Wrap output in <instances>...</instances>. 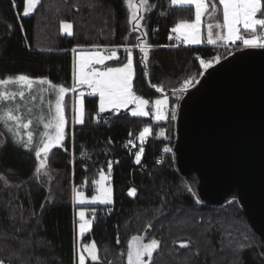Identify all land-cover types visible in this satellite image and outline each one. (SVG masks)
Returning a JSON list of instances; mask_svg holds the SVG:
<instances>
[{
	"label": "trees",
	"instance_id": "obj_1",
	"mask_svg": "<svg viewBox=\"0 0 264 264\" xmlns=\"http://www.w3.org/2000/svg\"><path fill=\"white\" fill-rule=\"evenodd\" d=\"M151 2L143 26L151 45L145 70L136 47L144 37L138 40L140 33L131 31L125 0H40L27 16L23 14L26 0H15V7L12 0H0V79L23 74L71 88L72 49H116L118 59L106 63L116 65L126 61L125 48L130 47L135 91L150 100L167 96L169 101V118L156 121L153 115L133 116L129 109L99 113L98 96L86 94V114L80 124L73 120L72 94H66L63 147L49 153L47 172L42 174L35 173L34 151L16 144L0 129L5 140L0 147L4 264H77L73 187L87 183L92 191L95 177L108 169L109 161L113 203L97 206L92 228L80 241L83 245L95 241L99 259L127 264L131 238L142 236L160 241L149 264H264V240L250 224L238 194L219 203L199 200L175 160L176 114L186 93L179 89L186 79H192L190 87L194 86L204 73L199 59L220 60L233 51L201 44L172 46L173 27L194 17V7L171 0ZM217 3L209 0V8ZM62 21L72 23L71 36L62 31ZM161 86L163 93L158 91ZM145 126L151 134L137 164L139 133ZM131 188L137 190L134 196Z\"/></svg>",
	"mask_w": 264,
	"mask_h": 264
},
{
	"label": "snow or ice",
	"instance_id": "obj_2",
	"mask_svg": "<svg viewBox=\"0 0 264 264\" xmlns=\"http://www.w3.org/2000/svg\"><path fill=\"white\" fill-rule=\"evenodd\" d=\"M173 4L180 3L185 5H194L195 19L180 20L172 29L173 33L178 34L177 40H183L184 43L193 45L202 43L201 39V17L209 9V0H171ZM15 7V0H12ZM40 3V0H26L27 7L24 9V15L31 14L36 6ZM219 4L222 5V24H217L216 27L227 30L226 35L216 34L213 38L212 25L208 26L207 31V43L215 45L217 42H232L241 40L245 46L248 47H264V18H257V14L260 13L261 17H264V0H219ZM148 5V0H139V5L133 3V0H127V6L131 9V15L129 23L131 24V31L139 32L140 36L137 39H144L136 45L139 47L142 54L140 64L146 70L148 61V50L151 47L147 43V30L143 29L140 21L144 19L143 15H139V9L145 8ZM215 11V6L213 5ZM62 31L71 36L72 24L68 22H61ZM238 25H242L243 29L250 32V38H245L240 35V28ZM11 27V26H9ZM260 32L257 33V29ZM171 38V37H170ZM75 53L76 49H72ZM127 52L126 63H123L120 67H106L101 71L94 65H103L106 60L118 59L115 50H112L111 54L104 56L99 52L86 53L78 52V71H74V83L71 88H66L63 85H56L47 78H30L26 75L20 74L16 77H6L0 79V122L6 126L8 132L11 133L15 140V143L23 148L34 151L36 159L39 161L38 167L35 168L36 174H42L47 172L48 168V156L49 153L57 147H63V141L65 140V96L68 93L75 94L77 89L83 86H87L90 89V94L99 95V113H103L106 109L111 108L116 113L124 108L126 109L129 104H134L135 107L131 110L133 116H148L149 111L146 110V106L149 104L147 99L136 95L133 91V80L135 77V68L133 62L132 48H125ZM218 61L219 57H215ZM199 64L204 69L212 67V61H205L199 59ZM145 76L147 72L145 71ZM198 82V81H196ZM193 84L192 79H186L183 82V86L179 91L183 93L187 91L188 87ZM16 85L18 91H8L6 86ZM34 85L40 86V91L48 93L50 96H54V100L50 99L47 110H42L40 114L33 116L31 109H26L24 104L16 103L12 101L17 100L19 97L23 100L26 96L24 89H27L30 93ZM47 87H43V86ZM156 87L155 85H151ZM158 91L163 93L164 89L161 86ZM79 107L77 111L76 119L80 124L84 123L85 119V101L84 92L79 93ZM36 99L35 96L32 97ZM168 98L165 96L163 99L155 100L154 119L156 121H163L169 118L167 112ZM75 110V109H74ZM27 112V115L25 113ZM97 114V118L99 116ZM42 128V131L40 129ZM22 130H26L22 134ZM151 134V129L145 126L139 133V139L141 146L139 151L135 154V161L137 164L141 162V156L144 152L143 142L148 135ZM131 135V133H130ZM161 135H164L162 132ZM38 137V139H37ZM129 144L133 142L128 141ZM5 140L0 138V147H3ZM165 152H170V148H165ZM82 156H87L86 152L81 153ZM108 173H111L112 162L107 164ZM2 175V174H0ZM5 182H7V179ZM109 179L103 170L99 172V179L93 181L95 194L89 198L86 197L85 192L73 187L74 199L79 202L80 205L85 204H105L110 205L113 203V188L110 184H106ZM136 189L131 188L129 190L130 195L136 194ZM43 207V205H41ZM85 211L83 207L79 211V218L81 223L79 224V231L81 236L86 231H89L92 227V221L85 218ZM151 227V224L148 225ZM142 236H133L129 242L127 261L128 264H149L153 260V253L159 248L160 241L152 239L148 243L143 242ZM119 242V241H117ZM187 242L181 244L182 247L186 246ZM243 247V245L241 246ZM86 249L87 255L92 262H97L98 249L95 241L90 244L83 245ZM147 257V261L145 260ZM85 254L80 252L78 255L79 264H85ZM0 264H4L3 260H0Z\"/></svg>",
	"mask_w": 264,
	"mask_h": 264
},
{
	"label": "water",
	"instance_id": "obj_3",
	"mask_svg": "<svg viewBox=\"0 0 264 264\" xmlns=\"http://www.w3.org/2000/svg\"><path fill=\"white\" fill-rule=\"evenodd\" d=\"M174 152L179 170L198 176L204 200L219 203L236 192L264 240V47L234 50L187 89Z\"/></svg>",
	"mask_w": 264,
	"mask_h": 264
},
{
	"label": "rangeland",
	"instance_id": "obj_4",
	"mask_svg": "<svg viewBox=\"0 0 264 264\" xmlns=\"http://www.w3.org/2000/svg\"><path fill=\"white\" fill-rule=\"evenodd\" d=\"M126 1V4H127V0ZM133 3L139 5V0H133ZM176 4H180V3H176ZM38 6V5H37ZM36 6V7H37ZM194 7V5H192ZM215 6V11L213 10V7H210L208 9L207 12H205L202 17H201V39H202V43H200L201 45H212V44H209L207 43V31H208V26L209 25H212V31H213V38L215 39V36L216 34H224L226 35V28L225 29H221V28H218L216 27L217 24H222L223 23V20H222V5L219 4V0H218V3L214 5ZM27 7V4L25 6V8ZM128 7V6H127ZM152 7V2L151 0H148V5L146 6V9L145 8H140L139 9V15H143V17L145 16V14L151 9ZM129 9V14L131 15V9L128 7ZM195 11V9H194ZM257 18H262L259 16V13L257 14ZM195 19V16L192 17L191 19H183V20H189V21H192ZM68 22V21H66ZM68 23H71V22H68ZM141 23V26L143 28L144 26V19L142 21H140ZM178 23V22H177ZM72 24V23H71ZM62 26V25H61ZM238 27L240 28V35L245 37V38H250L249 35L247 34H243L241 31L243 29L242 25H238ZM73 28V27H72ZM246 31V30H245ZM244 29H243V32L245 33ZM260 32V29L258 27L257 29V33ZM243 34V35H242ZM40 36H44V33L40 31ZM238 41H241V40H237L235 43H232V42H217V44L215 45H212V46H222L223 48H226L228 49L229 51H233V49L231 47H235V48H239V47H244V46H241L243 45V43H237ZM184 43V42H183ZM186 44V43H184ZM193 45H196V44H193ZM236 45L238 47H236ZM173 46V45H172ZM112 50L114 49H104V48H80L78 49L74 55H73V74H74V71H78V56H77V53L78 52H86V53H95V52H99L100 54L104 55V56H108L111 54ZM116 53H117V56H118V52L117 50L115 49ZM110 61V60H106L105 63L103 65H94V67L96 68H99L101 71L105 70L106 67H120L122 66L123 63H126L123 62V63H120V64H116V65H107L106 63ZM133 62H134V58H133ZM217 62L216 59L212 60V64ZM134 68H135V65H134ZM49 80V79H48ZM73 83H74V75H73ZM73 83H72V86H73ZM58 85V84H56ZM43 87H47L46 85L43 86ZM4 89H0V91H2ZM6 90L12 92V91H18V87L16 85H9V86H6ZM25 92H26V96L23 100H21L19 97H17V100L15 101H12L13 104H16V103H22L24 104L25 108L26 109H31L32 110V114L33 116H36L38 114L41 113L42 110L46 111L47 110V107H48V103H49V100L52 99L54 100V96H50L48 93H44V92H41L40 91V86L38 85H34L33 86V89L32 91L29 93L27 89H24ZM83 91L84 92V101H85V95L86 94H90V89L87 88V86H83V87H80L77 89V92L75 94L71 93L72 94V97H71V106H72V109H73V120L78 122V120L76 119V116H77V111L78 110V107H79V93ZM133 91L136 93V95L138 96H141L142 98L144 99H147L149 101V104L146 106V110L149 111V115H153L154 116V110H155V100L156 99H153V100H150L148 98H145L143 97L142 95L138 94L135 89H134V86H133ZM92 95H97L98 96V108H99V95L98 93L97 94H92ZM35 96L36 99L33 100L32 97ZM164 97L162 98H157V99H163ZM127 107H130V111L135 107L134 104H129ZM75 109V110H74ZM123 109V108H122ZM168 109H169V106H167V112H168ZM99 110V109H98ZM106 110H113L111 108H108ZM86 114V113H85ZM25 115H27V112L25 113ZM148 115V116H149ZM66 117V116H65ZM0 129H2V131L4 133H7L8 137H10L14 142V138L12 137L11 133L8 132L6 126H4V124L2 122H0ZM26 130H22V134L25 132ZM40 131H42V128L40 129ZM165 133V131H161V133ZM160 133V134H161ZM148 137V136H147ZM146 137V138H147ZM38 139V137H37ZM139 142L141 144V141L139 139ZM139 151V150H138ZM39 165V161L37 162V167ZM107 175H109V179L106 181V184H110L113 188V184H112V172L109 174L108 173V169H102ZM181 173L183 175L186 176V178L192 183V185L194 186V189H195V194L197 196V198L199 200H204V195L202 194L201 192V187L199 188V191L196 190V185H198L197 183H200V180L198 178V176L196 175V173H194L193 171L189 170V171H182L181 170ZM96 179H99V173L97 174V176L95 177L94 181ZM197 182V183H196ZM78 190H82L85 192V195L87 198L90 199V197L92 195L95 194V190L93 189L92 191H89L88 190V186H87V183H84L82 185H78V186H75ZM113 200H114V190H113ZM73 204H74V209H75V232H76V237H77V264H79V261H78V255L80 252H84L85 254V264H87V261L90 259L87 255V251L86 249L83 248V244H81V234H80V231H79V224L81 223L80 221V218H79V211L81 210V208L83 207V210L85 211V218L88 219V220H91L92 221V224H93V219H91L89 217V212L91 210L95 211V209L97 208L98 205H105V204H100V203H96V204H85V205H80L78 201H76L74 199V194H73ZM92 228V227H91ZM88 231H86L85 233H87ZM84 233V234H85ZM83 234V235H84ZM152 239L150 240H147V239H143V242L144 243H148L150 242ZM87 244H90V243H87ZM87 244H84V245H87ZM96 244V243H95ZM97 247V245H96ZM98 254V253H97ZM147 257H145V260L147 261ZM127 264H128V261H127Z\"/></svg>",
	"mask_w": 264,
	"mask_h": 264
},
{
	"label": "built area",
	"instance_id": "obj_5",
	"mask_svg": "<svg viewBox=\"0 0 264 264\" xmlns=\"http://www.w3.org/2000/svg\"><path fill=\"white\" fill-rule=\"evenodd\" d=\"M178 34H176V33H173V35H172V37H171V45H173V46H181V45H183L184 43H183V40L181 39V40H177L176 39V36H177ZM236 47H238L237 45H236ZM232 49H233V51L234 50H236V49H238V48H235V47H231ZM95 211H93V210H91L90 212H89V217L91 218V219H94L95 218Z\"/></svg>",
	"mask_w": 264,
	"mask_h": 264
},
{
	"label": "crops",
	"instance_id": "obj_6",
	"mask_svg": "<svg viewBox=\"0 0 264 264\" xmlns=\"http://www.w3.org/2000/svg\"><path fill=\"white\" fill-rule=\"evenodd\" d=\"M179 5V4H178ZM245 31V30H244ZM242 33H243V29H242V31H241ZM246 33H249L248 31H245ZM243 34H245V33H243ZM242 34V35H243ZM248 35V34H247ZM243 36H245V35H243ZM249 36H251V35H249ZM240 43H242V41H240ZM197 45V44H196ZM241 46H245L244 44L243 45H241ZM124 109V108H123ZM126 109H129V111H130V107H127ZM106 111V110H105ZM130 113H131V111H130Z\"/></svg>",
	"mask_w": 264,
	"mask_h": 264
}]
</instances>
